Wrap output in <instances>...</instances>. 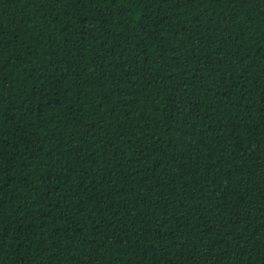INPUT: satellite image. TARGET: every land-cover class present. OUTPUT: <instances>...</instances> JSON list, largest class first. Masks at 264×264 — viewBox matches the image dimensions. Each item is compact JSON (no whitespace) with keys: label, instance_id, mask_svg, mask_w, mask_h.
Listing matches in <instances>:
<instances>
[{"label":"trees","instance_id":"obj_1","mask_svg":"<svg viewBox=\"0 0 264 264\" xmlns=\"http://www.w3.org/2000/svg\"><path fill=\"white\" fill-rule=\"evenodd\" d=\"M0 264H264V0H0Z\"/></svg>","mask_w":264,"mask_h":264}]
</instances>
